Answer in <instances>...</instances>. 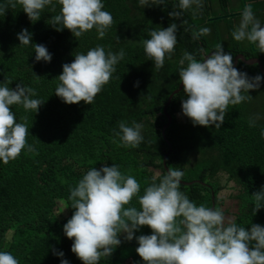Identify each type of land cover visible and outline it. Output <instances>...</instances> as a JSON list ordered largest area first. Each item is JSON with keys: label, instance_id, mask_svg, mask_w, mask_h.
<instances>
[{"label": "trees", "instance_id": "1", "mask_svg": "<svg viewBox=\"0 0 264 264\" xmlns=\"http://www.w3.org/2000/svg\"><path fill=\"white\" fill-rule=\"evenodd\" d=\"M225 1L229 4L230 0ZM5 2L0 0V4ZM102 2L104 10L113 16V24L103 38L98 37L95 28L79 38L67 28L57 31L48 23L60 12L57 0H53L55 12H51V6H46L35 23L19 4L15 9L0 13V86L12 81L8 87L15 88L23 81L36 90L37 96L33 98L45 101L36 113L24 110L21 105L12 106L17 122L27 117V140L36 152L24 149L17 159L7 164L0 160V251L11 252L19 264H61V259H67L69 264H83L71 251L73 240L67 238L63 229L75 211L69 199L70 189L90 168L100 169L114 163L122 174L137 179L141 185L140 195L157 172L164 174L169 168H177L184 172L180 190L197 206L209 208L223 207L224 198L219 193L228 185L221 184L220 176L228 174V182L234 181L239 188L234 194L236 222L249 228L252 223L264 226V207L253 213V194L264 187V138L261 137L264 79L258 89L242 93L251 95V101L229 105L219 129L215 125H194L186 115L180 120L182 102L186 99L183 89L174 96L165 112L171 95L182 85L179 60L183 53L190 52L197 60L211 53L206 38L201 36L194 40L192 30L208 27L213 46L222 44L223 34L217 20L234 14L197 15L195 23L189 9L178 8L179 0H163V4L144 7L139 0ZM252 8L261 18L259 14L264 10L255 4ZM171 11H181L182 17H171ZM183 20L188 23L182 25ZM171 23L178 25L175 51L171 59L166 55L161 69L155 70L142 41L150 38V29L167 28ZM25 28L32 33V43L47 47L52 54L51 62L36 61L32 44L20 45L17 34ZM235 43V49L223 47L225 53L233 56V65L235 58L243 53L242 42ZM96 46L113 53L123 49L125 56L115 66L110 82L95 97L93 105L83 101L63 102L55 94L63 64L71 63L75 53L86 54ZM258 58L262 60L263 56ZM262 61L264 64V59ZM237 69L247 73L249 78L258 74L264 77L258 65L240 62ZM169 116L173 122L166 128ZM256 117L255 126L250 127V119ZM119 121L143 124L144 140L138 147L123 146L115 136ZM232 162L234 165L230 164ZM59 201L65 202L67 216L60 215ZM129 206L139 209L138 199L134 197L125 207ZM224 212L229 213V208ZM142 234H151V229L143 226L135 232V236ZM125 235H120L122 243L111 257L101 258L99 264H144L136 252L135 237L127 241ZM53 248L62 251L64 256L55 255Z\"/></svg>", "mask_w": 264, "mask_h": 264}, {"label": "clouds", "instance_id": "2", "mask_svg": "<svg viewBox=\"0 0 264 264\" xmlns=\"http://www.w3.org/2000/svg\"><path fill=\"white\" fill-rule=\"evenodd\" d=\"M259 1L262 0L254 4L260 8ZM57 3L61 5L60 12L48 21L57 31L67 28L79 38L95 28L98 37L103 38L113 24V16L104 10L102 0H57ZM17 4L33 23L41 18L46 6H51V12L56 10L53 0H6L0 4V13L15 9ZM139 4L142 7L160 5L163 0H139ZM203 7V0H179L178 3L181 10L192 9L193 16ZM169 15L179 18L182 12L171 11ZM187 23L183 20L182 25ZM177 31L178 25L171 23L167 28L150 29V38L142 41L146 55L154 61L155 70L164 66L166 55L172 58ZM210 32L208 27L193 29L192 38L197 40ZM17 35L20 45H33L36 61L51 62L52 54L45 45L32 43V33L27 28ZM231 35L235 41L247 40L264 53V25L254 16L251 4L244 7L241 20ZM211 53V56L209 53L197 60L195 55L185 51L179 60V79L186 96L182 111L194 125H215L219 129L229 105L251 101V95L242 93L258 89L264 77L258 74L249 78L247 73L240 72L233 66V56L225 53L222 44H217ZM74 55L71 63L62 66L55 94L67 104L83 101L93 105L95 97L110 82L115 66L124 58L125 52L123 49L118 53L106 52L103 46H96L86 54ZM8 83L12 81L0 86V160L4 164L17 159L24 149L36 152L27 140V117H21L22 122H17L12 106L21 105L24 110L36 113L45 103L33 98L37 96L36 90L23 81L15 88L8 87ZM256 119L258 117L250 119V127L255 126ZM143 127L136 121L131 125L119 121L115 136L123 146L138 147L144 140ZM261 137L264 138V129ZM183 176L184 172L177 168H169L164 174L157 172L140 195L141 185L137 179L122 174L115 163L100 169L90 168L70 189L69 199L75 211L63 229L67 238L73 240L71 251L83 264H99L101 258L111 257L122 243L120 235L125 233L124 240L132 241L135 237L136 252L144 264H264V226L256 223L250 228L241 226L234 218L226 217L221 207L197 206L180 190ZM134 197L140 208L125 207ZM253 197L255 215L264 207V187ZM143 226H148L151 234L135 236ZM53 252L64 256L62 251L57 252L54 248ZM0 264H19V261L11 252L0 251ZM61 264H69V261L61 259Z\"/></svg>", "mask_w": 264, "mask_h": 264}, {"label": "rangeland", "instance_id": "3", "mask_svg": "<svg viewBox=\"0 0 264 264\" xmlns=\"http://www.w3.org/2000/svg\"><path fill=\"white\" fill-rule=\"evenodd\" d=\"M225 0H203V9L197 14V15H227V14H234L231 17L224 18L217 20L219 21L217 26L219 30L222 32V40L221 43L223 47L229 48L230 46L232 48H236V43L238 41H235L231 35L232 31L235 29V27L239 24L241 20V15L243 12L244 7L247 4H251L250 0H230L229 4H225ZM194 7V6H193ZM190 12H193L192 9H189ZM193 16V20L196 23V16ZM264 19V18H262ZM229 23V24H228ZM232 24V25H231ZM229 25V26H228ZM207 40L208 48L209 49H215V46H213L214 42L212 40L211 35L203 36ZM241 43V42H239ZM228 44V47L227 45ZM243 53L250 56H255L256 58L264 56V53H261L258 51L255 45L249 43L247 40L242 41V48ZM212 51V50H211ZM210 53V51H209ZM183 113H180V120H183ZM221 184H227L228 187L222 188L219 196L221 198H224V205L222 207L223 210L229 208V213H225L226 217H236V208H237V199L234 197V194L239 189L234 181L228 182V174H221L220 176ZM58 210L61 211L60 215L67 216L68 215V208L66 207V204L64 201L58 202ZM128 254V253H126Z\"/></svg>", "mask_w": 264, "mask_h": 264}, {"label": "water", "instance_id": "4", "mask_svg": "<svg viewBox=\"0 0 264 264\" xmlns=\"http://www.w3.org/2000/svg\"><path fill=\"white\" fill-rule=\"evenodd\" d=\"M211 54H212V53H210L208 56H211ZM240 62H244V63H246L247 65H250V66H253V65L258 64L259 67H260V69H261V71H262L263 74H264L263 65H262V62H261L260 59H258V58H249V59H248V58L246 57L245 54H239V55L235 58V62H234V65H233V66H234L235 68H237L238 65L240 64ZM182 89H183V83H182V85L180 86V88H179L178 90H176V91L171 95V97H170V99H169V102H168V105H167V107L165 108V112H166V113H167V108H168V106L172 103V101H173V99H174V96H175L176 94L180 93V92L182 91ZM169 119H170V122H169V124L167 125L166 128H168V127L172 124V122H173V118H172V116H169ZM165 162H166V160H165Z\"/></svg>", "mask_w": 264, "mask_h": 264}, {"label": "crops", "instance_id": "5", "mask_svg": "<svg viewBox=\"0 0 264 264\" xmlns=\"http://www.w3.org/2000/svg\"><path fill=\"white\" fill-rule=\"evenodd\" d=\"M251 2V1H250ZM260 2V1H259ZM254 4V2H251V5H253ZM259 6H260V8L262 9V10H264V0H262L261 2H260V4H258ZM253 9V8H252ZM255 13V12H254ZM254 16L257 18V19H259L260 20V22H263L264 23V21L261 19V18H264V13H262V14H259V16L261 17V18H258L257 17V14H254ZM264 25V24H263Z\"/></svg>", "mask_w": 264, "mask_h": 264}, {"label": "bare ground", "instance_id": "6", "mask_svg": "<svg viewBox=\"0 0 264 264\" xmlns=\"http://www.w3.org/2000/svg\"><path fill=\"white\" fill-rule=\"evenodd\" d=\"M228 24H229V23H228ZM231 25H232V24H231ZM228 26H229V25H228ZM190 46H191V45H190ZM209 48H210V47H209ZM198 49H199V48H198ZM198 49H197V50H198ZM205 49H206V48H205ZM211 50H212V48H211ZM248 131H249V130H248ZM234 132H235V131H234ZM249 132H250V131H249ZM254 132H255V131H254ZM236 133H239V132H236ZM249 135H250V134H249ZM252 135H253V133H252ZM227 138H228V137H227ZM231 138H232V137H231ZM234 139L236 140V138H234ZM235 140H234V142H235ZM237 140H238V139H237ZM242 153H243V152H242ZM237 155H238V154H237ZM239 157H240V154H239ZM210 158H211V157H210ZM209 160H210V159H209ZM213 160H214V159H213ZM211 161H212V160H211ZM206 162H207V161H206ZM233 163H235V162H232V163H230V164H233ZM205 164H206V163H205ZM210 164H211V163H210ZM227 164H229V163H227ZM230 164H229V165H230ZM195 165H196V164H195ZM201 165H202V166H205V165H203V164H201ZM215 165H216V164H215ZM233 165H234V164H233ZM198 166H199V165H198ZM206 166H207V165H206ZM223 166H225V164H224ZM231 166H232V165H230V167H231ZM200 167H201V166H200ZM200 167H199V168H200ZM232 167H233V166H232ZM232 167H231V168H232ZM217 168H219V165L217 166ZM220 168H221V167H220ZM222 169H223V167H222Z\"/></svg>", "mask_w": 264, "mask_h": 264}, {"label": "flooded vegetation", "instance_id": "7", "mask_svg": "<svg viewBox=\"0 0 264 264\" xmlns=\"http://www.w3.org/2000/svg\"><path fill=\"white\" fill-rule=\"evenodd\" d=\"M261 59V58H260ZM264 59V56H263V58H262V60Z\"/></svg>", "mask_w": 264, "mask_h": 264}]
</instances>
